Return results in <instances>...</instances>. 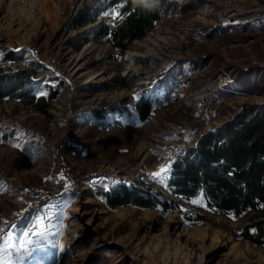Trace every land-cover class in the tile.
Masks as SVG:
<instances>
[{"label": "rangeland", "instance_id": "374dc122", "mask_svg": "<svg viewBox=\"0 0 264 264\" xmlns=\"http://www.w3.org/2000/svg\"><path fill=\"white\" fill-rule=\"evenodd\" d=\"M203 1L119 51L93 36L81 44L111 15L70 26L94 0H0V75L26 70L33 79L0 100L6 264H264V243L241 236L253 213L211 208L202 194L179 201L169 186L177 154L264 109V0ZM160 37L183 44L170 59L131 56ZM121 92L128 96L114 99ZM146 104L152 111L140 119ZM161 166L167 173L153 176ZM124 184L180 209H113L107 196Z\"/></svg>", "mask_w": 264, "mask_h": 264}, {"label": "trees", "instance_id": "16d2710c", "mask_svg": "<svg viewBox=\"0 0 264 264\" xmlns=\"http://www.w3.org/2000/svg\"><path fill=\"white\" fill-rule=\"evenodd\" d=\"M203 0H94L83 4L70 20L77 28L96 22L109 8H118L121 18L114 23L106 19L82 38L84 44L109 39L119 51L155 30L163 16L190 13L203 5ZM33 79L26 70L0 75V100L16 97L30 88ZM48 97L50 104L60 92ZM32 100V99H31ZM152 106L140 108V119L148 116ZM169 186L179 201L202 194L211 208L232 211L236 216L253 213L241 236L256 244L264 243V109L241 113L223 127L202 136L198 144L177 154L171 165ZM108 205L116 209L125 205L161 207L166 212L180 208L158 196L143 194L137 187L120 185L107 196ZM187 217V215H186ZM190 218V217H187Z\"/></svg>", "mask_w": 264, "mask_h": 264}, {"label": "bare ground", "instance_id": "6f19581e", "mask_svg": "<svg viewBox=\"0 0 264 264\" xmlns=\"http://www.w3.org/2000/svg\"><path fill=\"white\" fill-rule=\"evenodd\" d=\"M183 41H172L169 39H166L164 37H160L154 40H151L149 43L144 44V49L141 51H134L131 53L132 57H149V56H159L164 54L167 56L168 59H170L173 55L171 52V48L177 47L178 45H182ZM128 96L126 92H121L118 93L114 99H125ZM104 99H110L108 96L103 97L102 100ZM140 153L142 156L147 157L150 152L148 151L147 145L144 143L142 147L140 148ZM143 157V158H144Z\"/></svg>", "mask_w": 264, "mask_h": 264}, {"label": "snow or ice", "instance_id": "6c2138e0", "mask_svg": "<svg viewBox=\"0 0 264 264\" xmlns=\"http://www.w3.org/2000/svg\"><path fill=\"white\" fill-rule=\"evenodd\" d=\"M142 2H148V0H142ZM119 7H121V5H117V7L113 8L111 10V12H105L104 15L105 16L111 15L112 19H114V20L117 18L122 19L123 17L121 16L120 12L118 11ZM16 51L19 52L20 49H16ZM3 56H4V52L0 51V57H3ZM167 171H168L167 166H161V168L158 172L153 173V176L161 177L162 174L167 173ZM49 179H51V178H49ZM61 179H63V177H61ZM69 187L70 186L66 184L65 185V191H68ZM197 202L198 201H196V200L191 201V203H197ZM10 247H11V245H5L3 247H0V264H6V262L11 259L12 254L10 252H7V249ZM5 253H7V255H5ZM15 259L22 261L25 259V257L24 256H16Z\"/></svg>", "mask_w": 264, "mask_h": 264}, {"label": "built area", "instance_id": "2783aa9c", "mask_svg": "<svg viewBox=\"0 0 264 264\" xmlns=\"http://www.w3.org/2000/svg\"><path fill=\"white\" fill-rule=\"evenodd\" d=\"M50 185L57 190L58 189V185L55 182H51Z\"/></svg>", "mask_w": 264, "mask_h": 264}]
</instances>
